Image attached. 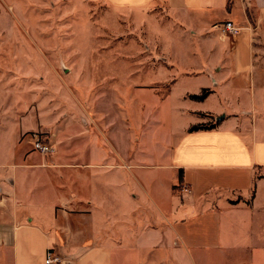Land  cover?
Here are the masks:
<instances>
[{
    "label": "crops",
    "instance_id": "1",
    "mask_svg": "<svg viewBox=\"0 0 264 264\" xmlns=\"http://www.w3.org/2000/svg\"><path fill=\"white\" fill-rule=\"evenodd\" d=\"M104 1L137 19L161 9L163 24L148 16L147 41L151 52L159 45L158 83L170 86L154 96L185 89L178 115L186 125L162 163L115 147L113 160L98 164L40 162L22 144L26 120L1 114L0 264H45L49 249L61 264H197L199 254L252 238L264 250V0ZM228 21L241 28L237 36L214 27ZM204 90L207 98L192 99ZM94 112L103 115L98 103ZM198 125L216 127L189 132ZM82 178L100 179L90 196L77 188Z\"/></svg>",
    "mask_w": 264,
    "mask_h": 264
},
{
    "label": "rangeland",
    "instance_id": "2",
    "mask_svg": "<svg viewBox=\"0 0 264 264\" xmlns=\"http://www.w3.org/2000/svg\"><path fill=\"white\" fill-rule=\"evenodd\" d=\"M161 12L156 8L137 19L141 15L115 9L104 0H0V115L19 123L26 120V147L33 150L35 133L53 143L55 154L36 153L40 162L43 157L55 162L66 157L69 162L98 164L103 158L113 160V147L139 162L167 161L172 134L187 119L178 115L185 89L158 99L170 84L158 83L159 45L156 42V52H151L147 38L149 14L158 19L155 26L165 22ZM148 75L155 81L152 85H147ZM97 103L106 121L94 112ZM104 123L106 134L89 142ZM11 128L17 133L15 125ZM141 133L144 138L134 143ZM72 146L77 156L69 153ZM91 172L86 170L85 176ZM164 178L168 182L170 176ZM99 181L82 178L77 188L90 196ZM251 241L210 249L198 255L197 264H264V250L250 246L256 245V238Z\"/></svg>",
    "mask_w": 264,
    "mask_h": 264
},
{
    "label": "built area",
    "instance_id": "3",
    "mask_svg": "<svg viewBox=\"0 0 264 264\" xmlns=\"http://www.w3.org/2000/svg\"><path fill=\"white\" fill-rule=\"evenodd\" d=\"M220 30L224 35L237 36L241 28L236 26L233 22L228 21L222 24H217L214 26ZM33 151L37 152L42 156H50L55 154L56 148L53 143L47 138L35 133L32 135ZM63 260L57 254L54 249H49L46 253L45 264H61Z\"/></svg>",
    "mask_w": 264,
    "mask_h": 264
},
{
    "label": "trees",
    "instance_id": "4",
    "mask_svg": "<svg viewBox=\"0 0 264 264\" xmlns=\"http://www.w3.org/2000/svg\"><path fill=\"white\" fill-rule=\"evenodd\" d=\"M210 91L209 90H204L201 95L199 96H193L192 99L196 101H203L207 96L209 95ZM216 127V125H198L192 127L189 132H197V131H207V130H213ZM183 179V174L182 171L180 172L179 175V182H182Z\"/></svg>",
    "mask_w": 264,
    "mask_h": 264
}]
</instances>
